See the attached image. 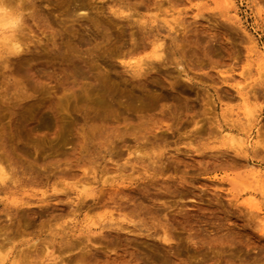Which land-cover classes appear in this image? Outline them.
Returning a JSON list of instances; mask_svg holds the SVG:
<instances>
[{"label":"rangeland","instance_id":"rangeland-1","mask_svg":"<svg viewBox=\"0 0 264 264\" xmlns=\"http://www.w3.org/2000/svg\"><path fill=\"white\" fill-rule=\"evenodd\" d=\"M7 2L0 264H264V0Z\"/></svg>","mask_w":264,"mask_h":264},{"label":"clouds","instance_id":"clouds-1","mask_svg":"<svg viewBox=\"0 0 264 264\" xmlns=\"http://www.w3.org/2000/svg\"><path fill=\"white\" fill-rule=\"evenodd\" d=\"M24 24V14L19 13L8 7L5 0H0V34H15L19 32ZM16 50V54L19 55L23 52V48L17 41L12 45ZM8 174L3 167H0V181L7 180Z\"/></svg>","mask_w":264,"mask_h":264},{"label":"bare ground","instance_id":"bare-ground-1","mask_svg":"<svg viewBox=\"0 0 264 264\" xmlns=\"http://www.w3.org/2000/svg\"><path fill=\"white\" fill-rule=\"evenodd\" d=\"M6 4H10V2L8 3H6ZM10 6H11V4H10ZM14 10V9H13ZM14 11H16V12H18L17 10H14ZM14 35L13 34H7V33H4V34H0V39L2 40V41H4L3 43L5 44V42H6V47L7 48H9L8 50L10 51V52H16V50H14L13 49V47H12V45H13V43H15V42H17L14 38L15 37H13ZM235 136H233V138H231V140H235V138H234ZM237 139V142L240 144V142L242 141L240 138H236ZM230 141V140H229ZM233 144V143H232ZM234 145V144H233ZM231 147V146H230ZM244 165V164H243ZM245 165H247L250 169H253V165H251V164H247V163H245ZM2 167V166H1ZM254 171H256V170H254ZM258 171V170H257ZM257 184V183H256ZM83 189H84V187H83ZM162 239H164V240H166V238H165V236H163V238ZM70 242V241H69ZM66 246H67V244H65ZM69 245H70V243H69Z\"/></svg>","mask_w":264,"mask_h":264}]
</instances>
